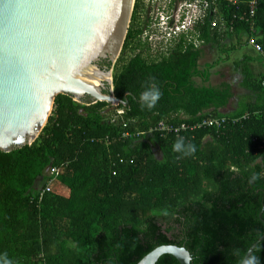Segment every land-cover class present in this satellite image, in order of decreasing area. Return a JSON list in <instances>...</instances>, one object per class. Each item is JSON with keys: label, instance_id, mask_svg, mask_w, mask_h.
Listing matches in <instances>:
<instances>
[{"label": "trees", "instance_id": "trees-1", "mask_svg": "<svg viewBox=\"0 0 264 264\" xmlns=\"http://www.w3.org/2000/svg\"><path fill=\"white\" fill-rule=\"evenodd\" d=\"M140 3L135 0L131 20ZM237 10L222 8L227 21ZM255 18L264 47V0H258ZM198 31L208 45L226 36L239 39L247 27L236 21L231 33L219 34L208 24ZM138 34L129 26L121 52L130 43L134 55L112 81L115 98L129 93L128 104L115 107L121 111L115 122L105 115L108 103L83 104L58 95L38 143L0 151V257L6 254L11 264H136L161 245L184 246L190 264H239L262 237L264 77H254L245 57L235 62L240 86L253 101L240 96L233 112L221 114L232 89L227 83L195 85L193 78L206 74L198 71L200 50L179 42L169 54L151 56L133 42ZM150 78L161 98L152 110H141L138 98ZM243 115L248 119L218 132L183 133L185 143L196 146L188 157L173 151L172 134L122 137L147 133L159 122L177 126ZM146 136L157 145L159 160ZM50 168H57L58 176L40 197ZM252 257L264 264V238ZM155 264L179 263L162 255Z\"/></svg>", "mask_w": 264, "mask_h": 264}, {"label": "water", "instance_id": "water-1", "mask_svg": "<svg viewBox=\"0 0 264 264\" xmlns=\"http://www.w3.org/2000/svg\"><path fill=\"white\" fill-rule=\"evenodd\" d=\"M135 0H0V151L32 145L55 97L77 103L128 104L113 95L112 67ZM260 217V214H259ZM264 233L245 253L249 259ZM170 255L190 264L184 246L161 245L136 264Z\"/></svg>", "mask_w": 264, "mask_h": 264}, {"label": "built area", "instance_id": "built-area-1", "mask_svg": "<svg viewBox=\"0 0 264 264\" xmlns=\"http://www.w3.org/2000/svg\"><path fill=\"white\" fill-rule=\"evenodd\" d=\"M146 2L155 4L161 3L162 7L166 5H178V15L180 25L175 31H166L161 34L164 42L162 47L166 46V39L173 36L180 38L184 36V44L192 45L193 48L198 49L202 42L199 40V29L205 24L210 28L216 29L219 34L225 32H232L234 23L241 22L247 27L245 33L246 45L261 59L264 64V47L258 42L256 29V11L258 8V0H145ZM223 6H232L237 10V15H233L230 21H227ZM260 85L264 87V78L261 79ZM248 119V115H243L239 118L226 117H203L194 121L191 124L181 123L177 126H171L165 122H159L155 127L148 129L147 133L137 132L135 134L123 133L124 138H138L141 135H149L153 132H160L164 134H172L176 137L181 136L187 131H195L200 129H212L218 132L228 125L240 124ZM182 137V136H181ZM48 176L50 177L46 186L40 190L39 196L50 191L51 182L58 176L57 168H50Z\"/></svg>", "mask_w": 264, "mask_h": 264}, {"label": "rangeland", "instance_id": "rangeland-1", "mask_svg": "<svg viewBox=\"0 0 264 264\" xmlns=\"http://www.w3.org/2000/svg\"><path fill=\"white\" fill-rule=\"evenodd\" d=\"M135 2V1H134ZM133 12V11H132ZM138 12L139 9L136 11V14L133 16V20H131L129 26L133 25V28L137 27L138 23ZM245 41V33H242L239 39L236 37H231L228 38L227 36L223 38L222 40L215 42V43H210L208 44L209 46L202 47L200 49L201 55L200 59L198 61V71L204 74V70H206V74L200 75L199 77L193 78V81L196 86H210V87H218L221 83H227L230 87L231 85L234 87V95L235 97L238 96L241 93V90H239L240 85L238 84L239 77H241V74L239 72V69L234 68V63L235 61L239 62L241 61L242 57H238V54H234L236 50H238L240 47L245 48L243 53H249L250 49L246 47L244 44ZM240 45V46H239ZM229 47H234L232 50H227L229 52L228 54L231 55V58H228L226 56L224 58V55H222V50L228 49ZM239 47V48H238ZM238 48V49H236ZM236 49V50H235ZM136 53V51H135ZM134 55V51H129V49H125L124 52H121L119 57L121 59L120 63L115 64L112 67V81L113 78L123 70V68L126 66L128 63L129 59ZM225 59L224 61H221ZM118 60V59H117ZM215 63V64H214ZM223 64V65H221ZM206 69V67H208ZM233 89V88H231ZM237 98V97H236ZM235 100H232L234 102ZM53 109V108H52ZM224 110L228 111V107L225 109H220V112ZM115 107L110 105L109 112H107L105 115L111 119V121L115 122L118 115L121 113V111H115ZM52 116V111L50 114V117ZM145 140L150 144L151 150L153 152V155L155 156L156 159L161 158L160 151L155 145L151 139L150 136H146ZM138 140L132 141V146H134L137 143ZM39 140H36V143H38ZM46 175H48V172H50L49 169L46 171Z\"/></svg>", "mask_w": 264, "mask_h": 264}, {"label": "flooded vegetation", "instance_id": "flooded-vegetation-1", "mask_svg": "<svg viewBox=\"0 0 264 264\" xmlns=\"http://www.w3.org/2000/svg\"><path fill=\"white\" fill-rule=\"evenodd\" d=\"M136 14V13H135ZM180 25V19L178 15V5H166L162 7L161 3L155 4L141 0L138 23L136 30L139 34L134 39V43L139 42L144 50L143 53L148 52L149 55H167L170 50L176 47V44L183 42L184 36L177 38L175 36L166 39L165 48L162 47L164 40L161 34L166 31H175ZM187 45V44H185ZM134 45H128L129 51ZM206 45L200 44L197 50H200ZM141 53V50H136V53Z\"/></svg>", "mask_w": 264, "mask_h": 264}, {"label": "clouds", "instance_id": "clouds-1", "mask_svg": "<svg viewBox=\"0 0 264 264\" xmlns=\"http://www.w3.org/2000/svg\"><path fill=\"white\" fill-rule=\"evenodd\" d=\"M154 78H150L148 82L145 84V91L140 94L139 102L141 110L147 108L148 110H152L155 108L156 104L161 98L160 91L155 84L152 83ZM173 151L176 153H181L182 156L188 157L192 156L196 152V146L192 143H185V138L178 136L175 143L173 144ZM181 157H177L179 159ZM233 171H238L235 167L232 169ZM253 181L258 179V176L253 175L251 178ZM0 264H11V261L7 258L6 254L3 257H0ZM244 264H256L255 257L247 259L244 261Z\"/></svg>", "mask_w": 264, "mask_h": 264}, {"label": "crops", "instance_id": "crops-1", "mask_svg": "<svg viewBox=\"0 0 264 264\" xmlns=\"http://www.w3.org/2000/svg\"><path fill=\"white\" fill-rule=\"evenodd\" d=\"M223 39V38H222ZM221 39V40H222ZM207 46H209V45H206V47ZM240 46V45H239ZM246 47L248 48V49H250L247 45H246ZM239 48V47H238ZM238 48H236V49H238ZM235 49V50H236ZM244 50H245V48H239L238 50H236V52L234 53V54H238V57L240 58L241 56H243V57H245L246 59H247V63H248V65H249V67H250V70H251V72H252V74L254 75V77L256 78V79H260L261 77H264V64L262 63V61H261V59L259 58V56L258 55H256L251 49H250V51H249V53H243L244 52ZM229 52H226V51H223L222 50V55H224V58L226 57V56H228V58H231V55H229L228 54ZM243 57H242V59H243ZM241 59V60H242ZM225 59H223V60H221V61H224ZM235 62H239V60L238 61H235ZM221 65H223V64H221ZM239 72H240V70H239ZM241 74V73H240ZM241 81H242V76L241 77H239V80H238V84L240 85V83H241ZM228 83V82H227ZM231 88H233L232 89V94H233V97H232V99L229 101V103H228V105L225 107V108H227L228 107V111L227 110H224V112L223 111H221L220 112V110H219V112L221 113V114H224V115H226V114H228V113H231V112H233L234 110H235V108H236V106H237V103H238V98L240 97V96H245V95H247V96H249L248 95V92L246 91V90H244L243 88H241V86H240V88H239V90H241V93L238 95V96H236L235 97V95H234V87L231 85ZM250 97V96H249ZM232 100H235L234 102H232ZM250 101L252 102L253 101V98H251L250 97ZM225 108H223V109H225Z\"/></svg>", "mask_w": 264, "mask_h": 264}]
</instances>
